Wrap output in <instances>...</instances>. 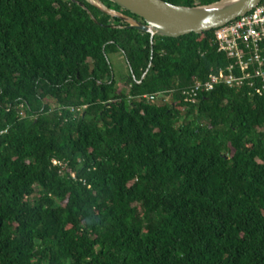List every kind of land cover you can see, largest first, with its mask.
Returning <instances> with one entry per match:
<instances>
[{
  "label": "trees",
  "instance_id": "16d2710c",
  "mask_svg": "<svg viewBox=\"0 0 264 264\" xmlns=\"http://www.w3.org/2000/svg\"><path fill=\"white\" fill-rule=\"evenodd\" d=\"M75 1L0 0V264H264V95L186 105L229 63L212 30L152 46Z\"/></svg>",
  "mask_w": 264,
  "mask_h": 264
},
{
  "label": "built area",
  "instance_id": "2783aa9c",
  "mask_svg": "<svg viewBox=\"0 0 264 264\" xmlns=\"http://www.w3.org/2000/svg\"><path fill=\"white\" fill-rule=\"evenodd\" d=\"M212 31L217 53L229 63L209 73L205 80H196L180 90L182 102L194 106L200 94L210 93L217 87L244 90L250 97L264 95V0L244 15ZM145 98L150 103L158 100L171 103V91ZM53 165L62 164L54 160ZM72 176L75 179V175Z\"/></svg>",
  "mask_w": 264,
  "mask_h": 264
},
{
  "label": "water",
  "instance_id": "95a60500",
  "mask_svg": "<svg viewBox=\"0 0 264 264\" xmlns=\"http://www.w3.org/2000/svg\"><path fill=\"white\" fill-rule=\"evenodd\" d=\"M101 12L117 17L127 23L118 29H135L150 35L151 45L154 38H179L189 34H202L209 32L250 11L263 0H219L207 5L194 7L176 6L163 0H108L121 9L141 18L144 23L109 9L101 0H86ZM73 3H77L72 0ZM82 9L86 8L77 3ZM92 20L98 24L91 12ZM151 64L149 66V69ZM149 69L144 74L146 77ZM141 83V82H140Z\"/></svg>",
  "mask_w": 264,
  "mask_h": 264
},
{
  "label": "rangeland",
  "instance_id": "374dc122",
  "mask_svg": "<svg viewBox=\"0 0 264 264\" xmlns=\"http://www.w3.org/2000/svg\"><path fill=\"white\" fill-rule=\"evenodd\" d=\"M109 59L111 66H113L117 87L121 88L123 91L127 90L128 86L125 84V82L129 80V70L125 65L124 57H122L119 53H114L109 55Z\"/></svg>",
  "mask_w": 264,
  "mask_h": 264
}]
</instances>
